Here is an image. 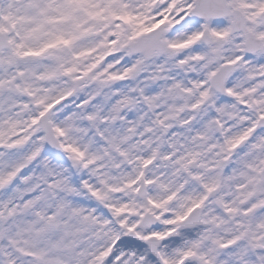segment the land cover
I'll return each instance as SVG.
<instances>
[{"label": "snow or ice", "instance_id": "obj_1", "mask_svg": "<svg viewBox=\"0 0 264 264\" xmlns=\"http://www.w3.org/2000/svg\"><path fill=\"white\" fill-rule=\"evenodd\" d=\"M0 264H264V0H0Z\"/></svg>", "mask_w": 264, "mask_h": 264}]
</instances>
